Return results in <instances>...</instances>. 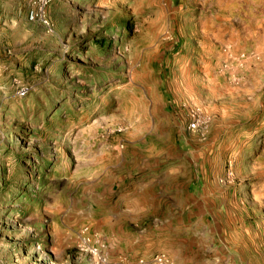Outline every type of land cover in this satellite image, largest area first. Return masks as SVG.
<instances>
[{
    "label": "rangeland",
    "instance_id": "rangeland-1",
    "mask_svg": "<svg viewBox=\"0 0 264 264\" xmlns=\"http://www.w3.org/2000/svg\"><path fill=\"white\" fill-rule=\"evenodd\" d=\"M42 1L0 0V264H264V0Z\"/></svg>",
    "mask_w": 264,
    "mask_h": 264
},
{
    "label": "built area",
    "instance_id": "built-area-1",
    "mask_svg": "<svg viewBox=\"0 0 264 264\" xmlns=\"http://www.w3.org/2000/svg\"><path fill=\"white\" fill-rule=\"evenodd\" d=\"M46 3H47V0H43L42 1V7H43V5L45 6ZM38 15H39V12L38 11H35V12L34 11H30V13H29V16H30L31 19H34ZM196 124L197 123L195 121H193V122L190 123V127L195 128L196 127ZM157 260H158V263L159 264H165V261L162 258H158Z\"/></svg>",
    "mask_w": 264,
    "mask_h": 264
}]
</instances>
